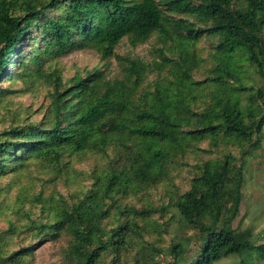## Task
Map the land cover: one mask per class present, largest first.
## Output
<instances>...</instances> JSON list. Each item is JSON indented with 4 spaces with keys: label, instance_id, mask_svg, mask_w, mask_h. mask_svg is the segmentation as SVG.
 I'll use <instances>...</instances> for the list:
<instances>
[{
    "label": "trees",
    "instance_id": "obj_1",
    "mask_svg": "<svg viewBox=\"0 0 264 264\" xmlns=\"http://www.w3.org/2000/svg\"><path fill=\"white\" fill-rule=\"evenodd\" d=\"M156 34L179 55L160 49L148 83L152 64L115 49ZM203 39L212 64L196 80ZM75 49L116 57L123 78L96 70L64 82L54 64ZM245 64L264 78V0H0V83L51 87L38 122L0 132V180L13 179L0 185V264H36L47 243L57 264H264V243L234 226L264 129V85L243 82ZM16 92L0 88V108ZM200 153L208 159L191 166ZM87 154L102 163L63 195L76 171L67 158ZM33 165L50 170L35 177ZM183 167L189 189H170ZM160 187L168 201L148 202Z\"/></svg>",
    "mask_w": 264,
    "mask_h": 264
},
{
    "label": "rangeland",
    "instance_id": "obj_2",
    "mask_svg": "<svg viewBox=\"0 0 264 264\" xmlns=\"http://www.w3.org/2000/svg\"><path fill=\"white\" fill-rule=\"evenodd\" d=\"M32 41L23 40L21 47L18 49L22 52L23 57L30 58L32 53ZM39 48L41 45L38 46ZM160 49H164L168 57H178L179 50L175 52L166 50L163 47V43L160 41L158 34L154 35L145 43L139 44L136 47L132 46L129 38H124L115 49L116 56L129 57L134 60H142L149 64H152L151 72L147 82H151L159 78L160 70L154 65V62H159ZM198 61L201 68L196 71L195 79L203 80L205 77L206 69L212 64L211 59V42L208 39H203L196 46ZM20 59V58H19ZM21 60V59H20ZM12 67H9L11 70ZM54 68L61 71L62 78L65 81L75 76H86L89 72H95L96 70H104L110 79H122L123 70L116 57H112L109 60L102 61L101 54L95 49L78 50L75 49L69 54L59 58L55 61ZM244 69L247 73L244 75V83L248 86L253 85L255 87L264 85V78L258 73H255L254 69L247 64L244 65ZM49 70V69H48ZM50 72V71H49ZM250 76L252 79L247 78ZM2 89L17 90L15 94L8 96L7 106L0 108V132L11 128L18 124H24L28 122H38L42 118V112L48 106L49 92L51 90L50 85L47 82L40 81L33 87L23 84L21 81H2L0 83ZM205 147V146H204ZM72 159L67 158V162L71 161V166L76 171L71 172L70 186H66L63 183L58 185L57 189L60 193L67 196L72 190H76L82 187L84 184H89V178L86 176L90 174L95 165L102 163V161L95 155H82L74 157ZM207 160L208 156L199 154L198 157H192L190 159V165L193 166L200 160ZM50 168L33 165L30 169L31 173L35 177H44L45 171H49ZM190 167H183L177 171L170 182V189L173 188L172 183L182 191L189 189V180L191 178ZM78 171L82 174L78 175ZM245 186H244V200L241 205V212L239 217L234 223L235 228L240 230L250 229L252 231V239L258 245L264 243V129L262 134L261 148L249 157V163L244 172ZM12 177L0 180V185L4 186L12 182ZM39 184V182H38ZM52 189V188H51ZM165 188H159L157 191L150 192V196L147 198L148 202L160 203L162 198L168 201V197L165 196ZM141 197H132L128 200L129 203L141 206ZM168 237L165 236V242L168 241ZM59 247L56 244L47 243L41 248L36 250V264H57L60 257L58 255ZM217 264H240L238 257H232L225 259Z\"/></svg>",
    "mask_w": 264,
    "mask_h": 264
}]
</instances>
